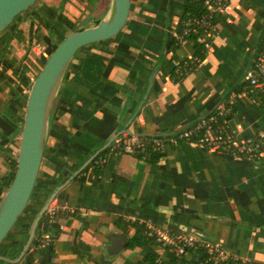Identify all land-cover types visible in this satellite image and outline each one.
I'll return each instance as SVG.
<instances>
[{"label": "crops", "instance_id": "crops-1", "mask_svg": "<svg viewBox=\"0 0 264 264\" xmlns=\"http://www.w3.org/2000/svg\"><path fill=\"white\" fill-rule=\"evenodd\" d=\"M132 1L118 36L81 49L70 62L28 211L1 255L11 256L58 181L115 133L177 132L245 85L264 32V0H230V11L218 16L205 58L180 78L174 68L195 53L191 39L171 48L186 0ZM43 8L49 16L42 10L36 15L49 22L55 8ZM6 31L0 33V200L10 163L18 156L33 81L30 63L37 64L16 47L25 41V30ZM233 105L229 127L236 138L264 130V104L238 99ZM99 165L100 172L90 169L57 193L50 206L57 216L39 224L42 235L54 236L53 243L30 248L18 262L0 259V264H143L148 253L169 259L170 252L158 244L110 252L111 235L130 237L135 231L117 222L119 216L192 232L231 248L243 262L264 264V156L255 159L183 140L157 159L109 149Z\"/></svg>", "mask_w": 264, "mask_h": 264}, {"label": "water", "instance_id": "water-1", "mask_svg": "<svg viewBox=\"0 0 264 264\" xmlns=\"http://www.w3.org/2000/svg\"><path fill=\"white\" fill-rule=\"evenodd\" d=\"M37 1L0 0V33L5 32L23 12L34 6ZM132 2V0H111L109 11L105 17L92 25L71 31L48 52L42 69L33 80L28 91L15 175L0 200V246L28 206L34 191L47 144L50 118L70 62L81 49L118 36L129 20ZM211 113L204 115L199 120ZM188 127L190 126L185 128ZM121 133H115L109 140L96 148L67 179L54 187L35 213L28 228V236L19 253L15 256L0 254V259H7L12 262L20 261L33 243L40 221L45 212L49 210L57 193ZM126 133L128 132L126 131ZM110 240L109 251L116 253L127 246L128 236L113 234L110 236Z\"/></svg>", "mask_w": 264, "mask_h": 264}, {"label": "built area", "instance_id": "built-area-1", "mask_svg": "<svg viewBox=\"0 0 264 264\" xmlns=\"http://www.w3.org/2000/svg\"><path fill=\"white\" fill-rule=\"evenodd\" d=\"M212 11L227 13L230 0H206ZM206 23L207 20H204ZM204 39V38H200ZM210 42H207V46ZM245 85L231 90L210 115L194 125L170 134L147 135L124 133L114 139L108 147L113 151L127 152L142 157L153 156L156 152H166L169 146L181 141H194L200 145L215 147L227 152L248 155L255 159L264 156V130L257 135L236 138L230 131L229 113L238 99L247 100L256 105L264 104V32L260 37L258 53L246 70ZM55 208H50L53 211ZM151 234H156L159 245L175 250L179 258L173 264H219L238 260L240 257L229 247L218 241L205 239L198 234L174 231L166 227L149 224ZM41 246L53 243V236L42 235Z\"/></svg>", "mask_w": 264, "mask_h": 264}, {"label": "trees", "instance_id": "trees-1", "mask_svg": "<svg viewBox=\"0 0 264 264\" xmlns=\"http://www.w3.org/2000/svg\"><path fill=\"white\" fill-rule=\"evenodd\" d=\"M64 3H65V1H64ZM219 14H220L219 11H212L208 7L206 0H186L185 8H184L181 20H180L177 35L174 37V39L172 41L171 48L173 50H176L182 44V42L185 39H191L194 42L195 53L192 55V57L184 59L180 64H178L174 68L173 74L175 75V72H176L175 77L180 78V77L185 76L187 74V72H189V71L193 70L195 67H197L202 62V60L205 58L207 48H208L207 42H210L212 39V35H213L214 30L216 28ZM204 20H207V22L205 23ZM64 37H62L59 40V42L61 40H63ZM200 38H204V39H200ZM56 45L51 46L49 51H51ZM45 60H46V58H45ZM42 67L40 68V70L42 69ZM40 70L38 71V73L40 72ZM38 73H37V75H38ZM28 82L30 84L29 80H28ZM32 82H31V84H32ZM31 84H30V87H31ZM30 87H29V89H30ZM234 113H235V108L233 105L231 107V111L229 113L230 119L232 118ZM54 118H55V108L52 111V115L50 118V124L49 125H51ZM109 149H110V147H107L104 150H102L92 160L91 163H89L81 172H79L75 176L74 179H84L85 173L90 169H93L97 172H100L101 169H100V165H99V158L101 156H104L105 153ZM162 154H163L162 152H156L153 155V157H154V159H157ZM87 157H85L78 164L77 168L83 163V161ZM16 167H17V159H13L10 163L9 174L5 176V178L7 180H9L8 184H7V188L9 187V184L15 175ZM60 182H62L61 179H60V181H58V183H60ZM27 208H28V206L24 210L23 214L19 217L17 223H19V221L27 213V211H28ZM57 213L58 212L56 209H54L52 212L48 210L47 212H45L41 221L42 220H51L57 216ZM33 218H34V215H33L32 219ZM41 221H40V223H41ZM121 221L125 222L124 228L126 230L130 226L135 228L134 233L130 237H128V243H127L128 247L133 248L135 246H143V245H147V246H152L154 244L159 245V241L157 239L156 234H151V226L146 221H143L140 219H132V218H130L128 220H124L122 216H119L117 219V222L122 223ZM17 223L15 224V226L17 225ZM15 226H14V228H15ZM28 228L25 231L24 238L21 241H19L18 243H16V247L14 248V250H12L10 252L11 256H15L19 253L20 249L22 248V246H23V244H24V242L28 236ZM13 229H12V231H13ZM12 231L8 234V236L6 237V240L12 234ZM6 240L1 244L0 251L6 245ZM42 240H43V236H42L41 232L39 231V227H38L37 235L34 238L33 243L31 244L30 248H32L34 246H41ZM53 240H54V236H53ZM167 250H168V252H170L169 259H167V260L158 259L154 253H148L145 256V258L143 259L142 263L143 264L144 263L145 264H173L179 258V255L176 254L175 250H171L169 247L167 248ZM219 264H251V262H249V261L243 262L241 259H238V260H231L229 263L223 262V263H219Z\"/></svg>", "mask_w": 264, "mask_h": 264}, {"label": "rangeland", "instance_id": "rangeland-1", "mask_svg": "<svg viewBox=\"0 0 264 264\" xmlns=\"http://www.w3.org/2000/svg\"><path fill=\"white\" fill-rule=\"evenodd\" d=\"M44 5L49 7L52 5L56 11L54 16L49 17V22L40 20L41 17L36 15L42 10L44 15L49 16L50 10L43 8ZM110 5L111 0H38L34 6L23 12L6 32L25 30V41L19 45L16 44V47H20L21 56L28 53L37 60V64L30 63L31 78L34 79L44 65V58L48 54L45 51L50 50L52 41L53 43L59 41L73 30L94 24L105 17Z\"/></svg>", "mask_w": 264, "mask_h": 264}]
</instances>
